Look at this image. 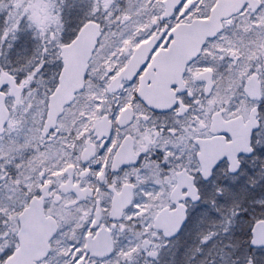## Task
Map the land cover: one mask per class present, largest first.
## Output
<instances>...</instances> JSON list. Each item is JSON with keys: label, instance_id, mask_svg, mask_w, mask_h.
<instances>
[{"label": "snow or ice", "instance_id": "obj_1", "mask_svg": "<svg viewBox=\"0 0 264 264\" xmlns=\"http://www.w3.org/2000/svg\"><path fill=\"white\" fill-rule=\"evenodd\" d=\"M0 264H264V0H0Z\"/></svg>", "mask_w": 264, "mask_h": 264}]
</instances>
